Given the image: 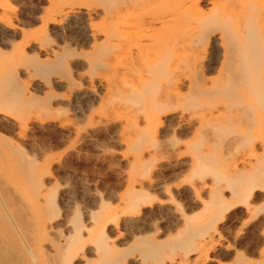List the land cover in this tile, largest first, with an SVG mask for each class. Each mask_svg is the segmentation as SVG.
I'll return each instance as SVG.
<instances>
[{
  "label": "rangeland",
  "instance_id": "374dc122",
  "mask_svg": "<svg viewBox=\"0 0 264 264\" xmlns=\"http://www.w3.org/2000/svg\"><path fill=\"white\" fill-rule=\"evenodd\" d=\"M130 1L0 0L4 184L44 207L42 241L102 238L120 264H264V117L249 126L262 100L242 95L238 70L249 60L236 47L246 40L241 0L186 1L178 25L154 31L180 40L171 55L178 67L149 83L141 69L159 62L143 61L147 50L135 46L147 42L137 38L142 12L101 19L102 9ZM68 2L96 12L63 15ZM175 4L153 3L146 14ZM91 24L96 40L84 31ZM162 87L175 92L166 108L151 101ZM133 91L147 92L138 118L124 104H140ZM142 103L151 107L144 112Z\"/></svg>",
  "mask_w": 264,
  "mask_h": 264
},
{
  "label": "bare ground",
  "instance_id": "6f19581e",
  "mask_svg": "<svg viewBox=\"0 0 264 264\" xmlns=\"http://www.w3.org/2000/svg\"><path fill=\"white\" fill-rule=\"evenodd\" d=\"M169 1L170 0H132V2L131 1L130 2H122L121 3L122 5H120L118 7L114 6L115 7L114 11H110L106 8L102 9L103 17L100 16V17H102L101 19L106 18L104 20H107V17H110V19L115 18L116 21L118 19H122L125 22V21H127L125 19L128 16H130V15L134 16L133 13H135V16H136V11H137L138 15H139V13L142 12L141 19L139 20V22L135 23L137 25L138 30L140 29L142 31V33L138 37L136 35L135 36L139 40L145 39V40H147V42H143V43L138 42V44H135V46L136 45L139 46L140 47V48L138 47L139 49L143 48L144 51L147 50L145 55L143 56V58H141L143 61L149 62L151 60L153 61V59H156L159 62V64L156 65L155 68H153L155 70H153L151 68H147V67L144 70L141 69L142 71H144V72L141 71V73H144V75H147V76H144L145 80L143 79L144 82L146 81V83H147V81L149 83V80L151 81V80H154L156 78H160L161 76H163L164 73L168 70V68L171 67L170 66L171 64H173V65L176 64L177 67L179 64V60H176V62L173 61L174 59H172V56L174 55L175 49H177V47L180 45V40L176 39V37H175V39L174 38L168 39L166 34H161L160 32H159V34H156L154 31L155 30L164 31L165 29H167L171 25H173V26L178 25L180 20H181V16L185 15L187 12L186 1L188 2L191 0H175V2H176L175 7L173 8V10L171 12H168V13L162 12L161 14H158L156 16H149L146 14L147 7H150V5H152L153 3L163 4V3H167ZM263 1L264 0H241L240 1V6H242V11L244 12L243 27L245 28L244 29L245 32L244 31L243 32L245 33L244 36H246L245 37L246 40H244L243 43H239L240 44L239 47L236 46L237 50H238L237 51L238 55L242 53L244 58L247 57V58H245V60H249L246 62V65H243L241 67L242 69L239 68L240 70H238L239 76L241 78L243 77L242 79H244V81H245L244 82L245 87L243 89V91L245 93L243 92L242 95L253 97L254 99H259L260 101L262 100L263 102L257 101V102H259L258 106L261 103L260 106H262V108L264 105V99H262L263 94H264V63H263V61H264L263 60L264 59V10L262 9V2ZM66 3H65V6H68V5H66ZM60 4H62V2ZM117 5H119V4H117ZM60 7H59V12H61L63 15L70 16L72 18L77 17V19L80 16L82 18V20H83V18L85 19L86 17L90 19L91 13L96 12V7L90 8V6L83 7V10L80 9L79 7L75 8L72 5L67 7V8L64 6H60ZM109 7H111V6H109ZM145 14H146L147 18H145V16H144ZM99 15H100V12H99ZM135 16L133 17L134 19H135ZM108 21H109V18H108ZM83 23L85 26L84 29H86L87 23L86 22H83ZM156 23H157V25L159 24L158 27H156V25H155ZM233 28L234 27H232V30H233ZM84 31H85V34L89 37H92L93 40H96L98 33H100L99 29L93 28L92 24H91V29H90L89 33L87 30H84ZM226 31H228V30H226ZM230 32L231 31H229L228 33H230ZM106 34H108V33L106 32ZM226 34H227V32H226ZM110 35L108 34L107 36H110ZM115 36H114V38H115ZM120 36H122V35H117V37H120ZM105 37H106V35H105ZM223 38H224L223 34H221V33H220L219 37H217V39H219L222 43H223ZM108 39H109V37L107 38V40ZM117 39H115L116 43H115L114 48H116V45L118 48L117 50H119L120 47L121 48L123 46L126 47L125 43L122 42L123 46H122V43H120L121 37H120V39H118L119 44L121 46L117 43L118 42ZM109 40H108V42H109ZM111 40H112V38H111ZM235 44H234V46H235ZM112 45L114 46V44H112ZM235 48L232 47L229 49H234L233 51H236ZM112 50H113V48H112ZM226 50H227V48H226ZM231 54H232V52H231ZM142 55L143 54H141L140 57H142ZM101 57H103V56H101ZM248 57H249V59H248ZM170 59H172V60H170ZM97 62H98V60H97ZM105 63H106V61H105ZM100 65H102V64H100ZM145 70H147V71H145ZM145 72H146V74H145ZM139 75H141V77L143 76L142 74H139ZM143 80H141V81L143 82ZM54 81H56V80L54 79ZM59 81H60V79H59ZM175 83H177V80L175 81ZM127 84H130V83H127ZM166 84L167 83H165V85ZM172 85L173 84L171 83L170 87H172ZM128 87H129V85H128ZM170 87H169V89H171ZM136 89H138V88H136ZM169 89H167L165 87L162 90H160L161 92L158 91L159 93H157L156 96L153 98L154 100H151V101H153V102L156 101V103L159 107L166 108L167 104L175 96L174 95L175 92L172 91V89L174 90V88H172L171 90H169ZM126 91L127 90H125V92ZM129 92L130 91H128V93ZM133 93H134V91H133ZM134 94L136 95V93H134ZM137 94H139V98H140L139 102L142 101V97L145 98L143 96L145 94L140 95L139 92ZM124 96H126V95H124ZM140 96H142V97H140ZM126 97H128V96H126ZM131 97H133V96H131ZM148 97H151V96H148ZM148 97H146L147 102H148ZM139 98H138V95H136V97H135L136 100L132 99V101L135 100L138 102ZM127 99L129 100V97ZM128 100H127V102H124V104L125 105L127 104L126 105L127 108L131 109V110H127L126 106H123L124 109H126L128 112L131 111L129 113V115L133 114L134 116L138 115V117H139L140 115L138 114V112H140V109H141V107H140L141 102L138 105V104H134L135 103V101H134V103L132 102L134 104V106L130 105L131 107H128L130 104L128 102H131ZM143 101H145V100H143ZM143 103H142V110L143 111L145 110V108L151 107L149 105L147 107L146 106L144 107ZM149 103H150V101H149ZM240 103H242V102H240ZM146 105H147V103H146ZM253 105H254V103H253ZM132 107H135L138 109L140 108V109H139V111H137L138 109H135ZM249 107H250V104L245 109L247 110V108H249ZM149 108H147V109H149ZM258 108H260V107H258ZM258 108L257 107L254 108V110L257 109L258 111L257 110H256V112L253 111V114H252V112H248L249 114L251 113L253 116L252 117L250 115L252 118H251V120L249 119L250 120V123H249L250 125L248 124L249 126L257 124L261 120H263L262 117H264V109H262V108L258 109ZM133 109H135L137 113ZM154 109H153V111H154ZM251 109L253 110V106ZM126 110H124V111H126ZM121 111H123V110H121ZM133 111H134V113H132ZM143 111H141L142 116L144 115L146 120L149 119V121H151L150 118L153 117V113H151L150 115H146L147 116L146 117L145 114H147L148 112L144 113L146 111H144V112ZM138 117L135 116V118H138ZM131 118L133 119V116ZM130 123H131V121H130ZM132 123H133V121H132ZM145 123H147V121H145ZM148 124H150V123H148ZM135 127H136V124H135ZM144 128L147 129V127H144ZM143 133H145V132H143ZM5 160L6 159H5V155H4V150L0 149V164L4 163ZM134 197H136V198L135 199L133 198L132 201H130V205H133L135 202L137 204V199L140 196L135 194ZM36 203H38V202H36ZM36 203L25 201L22 198V196L17 193L16 189H13V188L11 189V187H8L6 184H4V182L2 180V171L0 170V264H71L72 261H74L78 258H80V261H83L84 264H89V261L91 259L90 255L97 257L98 262L96 264H120L119 263L120 261H118L117 258H115V256L110 257L111 251L113 249L110 250L111 246L109 245V243H107L108 241H102L103 240L102 238H101L102 240L100 239L99 241H90V243H88V241H80L79 238L76 236H73V238L70 239V241L67 239H65L66 241H42L41 240L42 236L45 233L46 228L48 227V224H46V220L44 219V217L46 215L43 217L44 207L43 206L41 207V205H39V203H38V205ZM136 204H134V205H136ZM47 210H45V211L47 212ZM88 245H90V246H88ZM86 248H91V250H89V257H88V255H87V257H83L84 256V249H86ZM105 252L107 253L106 256H108V254H109L107 259H105L106 256H103L104 255L103 253H105ZM80 255H82V256H80ZM111 255H113V254H111ZM101 256H103V258L105 260L102 259ZM132 260L130 261L131 264L133 262L135 263V261H137V258L134 259L133 261ZM127 263H128V261H127Z\"/></svg>",
  "mask_w": 264,
  "mask_h": 264
}]
</instances>
